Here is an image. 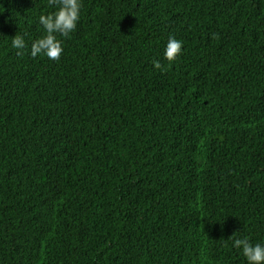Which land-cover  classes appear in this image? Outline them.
Returning <instances> with one entry per match:
<instances>
[{
  "label": "trees",
  "instance_id": "16d2710c",
  "mask_svg": "<svg viewBox=\"0 0 264 264\" xmlns=\"http://www.w3.org/2000/svg\"><path fill=\"white\" fill-rule=\"evenodd\" d=\"M80 2L51 60L30 47L56 8L0 0V264H247L234 239L264 245V0Z\"/></svg>",
  "mask_w": 264,
  "mask_h": 264
},
{
  "label": "clouds",
  "instance_id": "9594fccd",
  "mask_svg": "<svg viewBox=\"0 0 264 264\" xmlns=\"http://www.w3.org/2000/svg\"><path fill=\"white\" fill-rule=\"evenodd\" d=\"M48 4L54 6L56 10L49 14L40 15L39 23L43 26L45 35L31 43L30 55L35 58L38 54H43L51 60H59L63 47L62 41L57 38V34L68 38L70 33L76 30L82 5L80 0H48ZM213 38H217L216 34H213ZM11 46L17 50V56H23L24 50L28 47L24 37L19 34L11 38ZM182 46V41L169 37L164 52L165 59L169 62L174 61L181 54ZM153 67L162 69L158 60L153 61ZM233 247L242 249L247 264H264V245H253L245 237L234 239Z\"/></svg>",
  "mask_w": 264,
  "mask_h": 264
}]
</instances>
